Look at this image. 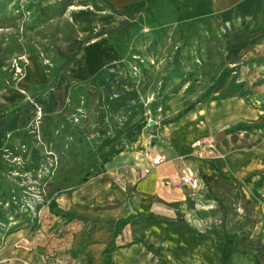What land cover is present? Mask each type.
<instances>
[{
	"label": "crops",
	"instance_id": "1",
	"mask_svg": "<svg viewBox=\"0 0 264 264\" xmlns=\"http://www.w3.org/2000/svg\"><path fill=\"white\" fill-rule=\"evenodd\" d=\"M104 1L120 8L118 13L122 14L125 7L142 0ZM162 1L146 6L136 16L137 21L130 20L127 32L145 12ZM207 1V9L197 16L203 20L200 25L204 29L196 25L186 41L181 39L176 49L180 60L177 70L166 80V90L183 82L181 90H173L172 98L192 103L209 91L216 95L235 85H241V89L223 99L199 102L173 122L156 121L150 129L143 119L146 110L129 109L132 100L127 96L126 116H118L125 117V129L110 131V126L99 132L96 148L64 169L65 183L48 187L55 197L45 211L44 222L29 234L17 227L2 240L0 264H198L207 258L217 259L215 253L200 248L206 238L211 239V232L218 233L223 228L222 223L211 219L217 203L202 200L201 191L181 183L187 170L200 179L202 188L207 185L199 177L200 172L239 184L253 213L262 218L246 228L252 229V240L261 237L264 243V142L231 150L227 142L237 133L226 134L241 124L258 123L264 115V0ZM124 20L81 38L86 42L59 71L56 85L51 84L47 92L34 96V103H28L24 110L27 124L40 114H34V104L48 116H58L61 104L55 87L60 88L65 102L76 85L104 87L115 96V86L123 82L121 76L126 70L112 36L119 37L116 29ZM212 38H219L220 43L215 44ZM22 98L21 94L12 104ZM187 104L172 114L178 115ZM4 115L0 112V120ZM19 118L20 113L16 112L7 129L15 123L19 129ZM214 137L224 138L226 144L217 143ZM199 143L202 148L214 146L218 154H199ZM156 155H165L167 161L146 173L145 167ZM84 157L94 163L92 169L84 161L80 170L72 167ZM105 158L108 160L102 163ZM91 170L95 171L89 177ZM72 180L77 181L71 184ZM80 180L82 183H77ZM189 200L197 203L192 206ZM187 227L196 232L187 231ZM222 236L229 245L230 256H225L229 262L235 256V264L257 263L254 257H239L234 252V239L228 234ZM188 249L198 253L190 257Z\"/></svg>",
	"mask_w": 264,
	"mask_h": 264
},
{
	"label": "rangeland",
	"instance_id": "2",
	"mask_svg": "<svg viewBox=\"0 0 264 264\" xmlns=\"http://www.w3.org/2000/svg\"><path fill=\"white\" fill-rule=\"evenodd\" d=\"M207 2L186 0L177 4L174 0H164L145 12L137 24L131 26L130 33L125 35L121 32L116 38L112 36L126 73L121 76L123 82L115 86V96L107 90L108 104H105L106 93L102 92L99 99L98 92L91 91L89 86L79 88L76 85V88L72 86L65 106L58 114L66 120L61 126L56 122L57 114L47 118L49 116L44 109L38 110L37 104H34L31 106L34 114H40L28 122L25 129L19 130L17 123L10 130L6 129L5 138L0 142V242L17 227L29 234L34 226H41L45 211L55 197L48 187L53 183L60 186L66 181L61 164L56 166L57 157L61 161L62 152L67 150L68 145L75 147L74 139L80 137L81 133L84 135L82 144L76 146L90 151L97 145L98 134H94L97 128L102 126L100 132L111 125L110 131L125 129L126 122L122 120L125 117L118 116H126L127 96L132 100L129 109L140 107L146 110L147 115L143 119L149 129L155 127L151 121L165 123L175 120L173 110L182 109L189 100L173 99V90H181L183 82L167 91L166 80L180 60L177 46L181 44V39L186 41L195 31V26L203 21L197 16L205 12ZM81 5L91 7L83 9ZM119 9L104 0H0V107L3 113L27 108L36 101L34 96L47 92L57 69L75 50L76 41L86 37L89 32L99 31L103 26L113 27L120 23L124 16L118 13ZM96 11L101 13L97 14ZM199 29H204L203 24ZM212 39L215 44L220 43L219 38ZM21 94L24 98L12 104ZM28 111L31 113L30 108ZM102 111L105 113L104 119ZM131 114L135 118V114ZM258 123L262 125L260 129L241 135L238 132L231 137L227 142L229 148H250L264 142V115ZM214 141L226 144L222 137H214ZM82 161L88 169L93 168L94 163L87 157L72 167L80 170ZM94 171H89L88 176H93ZM36 173L40 176L37 174L36 177ZM76 181L72 180L71 184ZM200 194L202 200L216 201L204 185ZM217 195L227 210L216 201L217 211L211 219L214 222L215 218L217 224L222 223L223 228L218 233L211 232V239L206 238V243L200 246L202 251L205 248V252L208 249L215 253L217 259L207 258L198 264L229 262L225 258L230 256L229 245L225 239H221L222 235L237 234L238 240H244L241 245L244 248H250L257 241L251 239L252 229L246 228L248 218L253 215L247 213L243 201L236 196V190L219 187ZM188 203L194 206L197 200H189ZM34 207L37 210L35 213ZM188 251H191L190 257L198 253ZM238 256L253 259L252 254L238 253ZM234 257L228 264H235ZM260 259L264 264V250L260 253ZM49 262L52 263V260ZM243 264H247L246 261Z\"/></svg>",
	"mask_w": 264,
	"mask_h": 264
},
{
	"label": "trees",
	"instance_id": "3",
	"mask_svg": "<svg viewBox=\"0 0 264 264\" xmlns=\"http://www.w3.org/2000/svg\"><path fill=\"white\" fill-rule=\"evenodd\" d=\"M157 0H142V1H138L136 3H132L130 5H128L127 7H125L121 13L125 15V20L119 25V27L116 29V33L117 35H120L122 34L121 32H124V34L126 35L127 32V24L130 22V20H133L132 22L134 21H137L138 19H136V16L143 10L145 9L146 6L148 5H151L153 3H155ZM179 1H182V0H179ZM133 24V23H132ZM125 27V29H123ZM129 27V26H128ZM114 29V30H115ZM121 29H123L124 31H121ZM112 31V30H110ZM105 31H102L101 33H103ZM101 33H97L96 35L98 36L99 34ZM86 42V40H79V41H76V48L75 50L70 54V56L64 61V63L62 65H60V67L57 69V71L55 72V78H54V81L52 83V85H56V79H57V75L59 73V71L63 70V68L71 61V59L75 56V54L77 53V51L82 47V45ZM89 89L91 91H96L98 92V95H99V99H101V93L104 92L106 93V98H105V104H108L109 103V94L107 92V89L106 88H100V87H95V86H92L90 85L89 86ZM241 89V85H235L234 87H232V89L228 90V91H224V92H219L218 94L216 95H211V91L209 92H206V93H203L200 95V97L195 101V102H192V103H189L187 104L186 108H184L182 111H180L178 113V115H176L175 119L182 116L183 114L187 113L188 111L192 110L195 108V105L199 102H205V101H209V100H219V99H223L227 96H230L235 90H240ZM55 93L60 101V104H61V108H60V112H62L63 110V107L65 106V101L63 100V93L62 91L60 90V88H57L55 87ZM25 108L26 106L23 108V109H13L12 111H9L7 113H5V115L1 118L0 120V142L2 139L5 138V132H6V129L7 127L11 124V122L14 120V115L16 112H19L20 113V118L18 119V125H19V129L20 130H23L27 127V119H26V115H25ZM0 112H4L2 107H0ZM101 116L103 117V119L105 118V113L102 111L101 113ZM51 116L47 117V118H50ZM57 120V124L58 126L62 125V123L66 120H64V117H62L61 115L56 117ZM165 124H168L170 123L171 121H164ZM262 127V125L260 123H253V124H241L237 127H235L234 129H230L228 131H226V134H230V133H238L240 131H245L246 133H250L252 131H254L255 129H260ZM76 129V128H75ZM102 126L97 128L95 130V133L94 134H98L101 130H102ZM84 133V132H83ZM80 137H76L74 139V145L75 147H73V145H68V147H66V151L65 152H62L63 155H61V161L60 159L57 157V165H60L61 164V167L63 168V170L66 168V167H69L71 162L75 161L79 156H82V155H85V154H88L91 152V150L89 151H86V150H83V147H79V146H76L78 144H82V141H83V136L82 133L81 135H79ZM81 148V150H79ZM110 158V157H109ZM63 159V160H62ZM108 159H103L102 160V163L106 162ZM57 170V169H56ZM62 170V171H63ZM60 170H57V172H59ZM37 174L36 173V177H37ZM38 176H40L38 174ZM199 177L204 181V183L207 185V188H208V191L210 192V196L212 199L216 200L217 202H219L222 206V208L226 211L227 209L224 207L223 205V202L222 200L218 197L217 195V189L219 187H225L229 190H236V196L238 198H240L242 201H243V204H244V207L247 211V213L253 215V217H249L248 218V223L249 225H254L256 223H258V216L255 215L253 213V210L250 206V203L249 201L245 198L244 194H243V191L240 187L239 184L237 185H232V184H229L227 182H224V181H220V180H217L215 178H213L212 176L210 175H207L203 172H200L199 173ZM43 178V177H42ZM41 178V179H42ZM87 179L85 178L83 181H86ZM32 211V210H31ZM34 213L37 211L34 207ZM32 211V212H33ZM16 216H13V218H15ZM183 223V221H180V224ZM5 224V223H4ZM40 227V224H37V226H34L33 227V230H36ZM187 231L189 232H196L195 230L191 229V228H188L187 227ZM199 234V233H197ZM200 236H202V234H199ZM228 237H231L232 239H234V252L235 253H242V254H252L253 257L255 258L257 264H262L261 262V259H260V253L261 251L264 250V243L262 242L261 240V237H259L257 239V241L255 243H252L251 247L249 248H244V247H241V245L243 244V241L244 240H238V235L237 234H234V235H228ZM252 242V241H251Z\"/></svg>",
	"mask_w": 264,
	"mask_h": 264
},
{
	"label": "built area",
	"instance_id": "4",
	"mask_svg": "<svg viewBox=\"0 0 264 264\" xmlns=\"http://www.w3.org/2000/svg\"><path fill=\"white\" fill-rule=\"evenodd\" d=\"M199 154H206L209 156H214L217 153L214 146L204 147L202 148V143H199L197 146ZM167 161V157L165 155H156L151 159V164L147 167H145V172L149 173L153 167H156L164 162ZM181 183L190 188L193 191H201L202 185L200 182V179L191 171H186L181 176Z\"/></svg>",
	"mask_w": 264,
	"mask_h": 264
},
{
	"label": "bare ground",
	"instance_id": "5",
	"mask_svg": "<svg viewBox=\"0 0 264 264\" xmlns=\"http://www.w3.org/2000/svg\"><path fill=\"white\" fill-rule=\"evenodd\" d=\"M94 4V3H93ZM74 9V8H73ZM27 69H29L28 67H27ZM30 70V69H29ZM29 74L31 73V72H28ZM33 74V73H32ZM28 75V74H27ZM31 75V74H30ZM24 76V75H23ZM26 77V76H25ZM24 78V77H23ZM131 91V90H130ZM125 92V91H124ZM127 92V91H126ZM132 92V91H131ZM122 93V92H121ZM133 93V92H132ZM135 94V93H134ZM138 96V95H137ZM140 98V97H139ZM131 100V99H130ZM142 102V101H141ZM143 109V108H142ZM128 110V109H127ZM131 114V113H130ZM131 117H132V115H131ZM107 123V122H106ZM110 123V122H109ZM111 127H112V125H111ZM108 128V127H107ZM115 128V127H114ZM117 128V127H116ZM113 131V130H112ZM119 131V130H118ZM117 132V131H116ZM115 133V132H114ZM107 134V133H106ZM120 134V133H119ZM11 135V134H10ZM104 135V134H103ZM115 135V134H114ZM101 136V135H100ZM113 136V135H112ZM104 137V136H103ZM108 137V136H107ZM117 137V136H116ZM114 140H116V138L114 139ZM103 141H105V139L103 140ZM119 141V140H118ZM106 144H109L108 142L106 143ZM110 145V144H109ZM119 145V144H118ZM104 148V147H103ZM104 150V149H103ZM111 150H112V148H111ZM110 151V150H109Z\"/></svg>",
	"mask_w": 264,
	"mask_h": 264
},
{
	"label": "water",
	"instance_id": "6",
	"mask_svg": "<svg viewBox=\"0 0 264 264\" xmlns=\"http://www.w3.org/2000/svg\"><path fill=\"white\" fill-rule=\"evenodd\" d=\"M153 124H155V122L154 121H151V125H153ZM222 134H224V132L220 133L218 136H220ZM153 140H155V138ZM190 192L193 193V191H191V190H190Z\"/></svg>",
	"mask_w": 264,
	"mask_h": 264
}]
</instances>
